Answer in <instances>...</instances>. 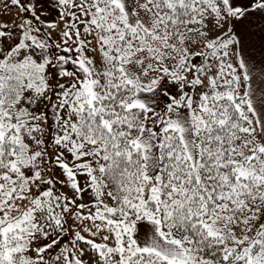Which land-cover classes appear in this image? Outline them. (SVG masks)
I'll return each instance as SVG.
<instances>
[{"label":"snow or ice","instance_id":"6c2138e0","mask_svg":"<svg viewBox=\"0 0 264 264\" xmlns=\"http://www.w3.org/2000/svg\"><path fill=\"white\" fill-rule=\"evenodd\" d=\"M0 264H264V0H0Z\"/></svg>","mask_w":264,"mask_h":264}]
</instances>
